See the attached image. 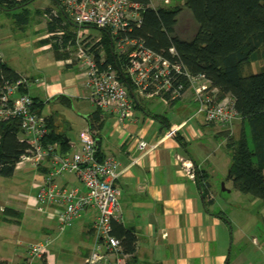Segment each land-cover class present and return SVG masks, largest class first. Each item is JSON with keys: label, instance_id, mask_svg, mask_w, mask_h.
<instances>
[{"label": "built area", "instance_id": "built-area-1", "mask_svg": "<svg viewBox=\"0 0 264 264\" xmlns=\"http://www.w3.org/2000/svg\"><path fill=\"white\" fill-rule=\"evenodd\" d=\"M54 1L68 18L66 20L77 26L73 38L59 49L66 53L72 49L76 51L75 61L85 78V99L103 114L114 113L120 120L129 121L134 113L133 92L147 97H163L173 102L180 99L187 89H191L198 103L197 113L204 116L208 123L230 128L239 119L232 97L228 95L219 99L216 89L211 87V82L204 74L193 75L181 64L146 47L144 41L124 35L142 22L144 4L141 0ZM148 1L149 6L156 8L168 6L173 0ZM90 27L108 30L117 55L127 54L129 64L126 75L133 90L119 79L111 64L105 66L106 52L99 43L100 38L93 35ZM58 34L62 35L63 31ZM54 35L51 32L45 37L52 42L49 46L56 43ZM170 52L176 53L174 48ZM66 64H73V61ZM181 75L187 86L180 79ZM30 82L23 77L6 86L0 96V121L17 117L21 122L23 140L30 146L16 168L30 165L38 169L48 162V171L36 186L38 211L46 212L49 207H54L58 218L57 229L63 232L87 209H96L97 217L92 223L95 241L84 264H127L130 254L123 251L121 240L112 233V221H122L121 190L115 182L126 169L120 168L119 161L113 156L99 155V132L90 125L80 131L79 146L72 152H61L58 143L44 144L43 138L50 133L47 118L34 109V100L29 94L17 93L21 85ZM184 125L175 124L164 135L173 137ZM156 146L157 143L139 142V148L144 152ZM178 160L187 177L197 181L198 167L182 156H178ZM136 162L137 159H134L131 163ZM64 175L74 176L81 186L62 185L59 178ZM51 244L50 236L30 243L24 264H49L47 255ZM0 264L5 263L0 260Z\"/></svg>", "mask_w": 264, "mask_h": 264}, {"label": "crops", "instance_id": "crops-1", "mask_svg": "<svg viewBox=\"0 0 264 264\" xmlns=\"http://www.w3.org/2000/svg\"><path fill=\"white\" fill-rule=\"evenodd\" d=\"M3 59L8 63L4 55ZM58 66L61 73L53 75L50 85H45L44 88L47 102H64L59 98L61 95L70 98L71 103L76 99L87 100L85 78L79 66L63 62ZM30 84L31 82L26 89ZM132 97L134 113L131 120L122 121L114 113L103 114L98 130L100 156H113L119 161L120 168L126 169L115 184L121 190V222L128 229H133L137 238L136 250L127 258V264H263L258 263L259 257L264 254V245L261 242H264V235H260V224L254 228L257 230L256 234H252L242 227V222H238L240 231L235 236L236 221L231 217L232 210L226 207L228 199L218 197L219 193L208 179L213 204L207 211L202 196V185L206 181L199 182L198 179L193 181L188 178L178 160V156L190 159L199 172L204 171V165L197 163L191 156V148L209 144L205 137L208 132L214 133V129H210L215 124L208 123L204 116L197 113L198 103L194 99L193 91L187 89L180 99L173 102H168L163 97H147L135 92ZM56 115L51 112L44 116L51 118L56 131L65 135L70 147L67 152H72L78 148L79 143L68 135V128L60 125V118ZM91 115L79 113L83 119L80 122V131L88 125ZM181 123L185 125L177 135H164L171 126ZM215 135L217 138L216 133ZM178 139L186 142V147H182ZM140 141L157 143V146L144 152L139 148ZM134 159L137 162L132 164ZM32 170L38 173L32 184L37 192L36 186L42 182L48 171V162ZM28 171L31 170H25ZM59 182L67 186H81L72 175H64L59 178ZM35 196L23 198L39 212ZM237 207L233 205L232 209ZM4 208L20 212L11 206ZM55 211L54 207H49L46 212L39 213L46 214L47 220L56 219V224H45L44 236L52 237L51 233L56 231L62 233L58 236L59 239L65 233L57 229L58 218ZM219 212L221 214H216ZM96 217L97 210L89 208L70 226L77 227L79 231V241L75 242L71 254L73 260L78 259L83 263L90 253L95 241L92 223ZM250 246L257 247L258 252H254ZM26 256L18 254L14 260L13 257L0 253V260L5 264H24ZM47 258L49 264H55L56 258L51 256L50 249Z\"/></svg>", "mask_w": 264, "mask_h": 264}, {"label": "trees", "instance_id": "trees-1", "mask_svg": "<svg viewBox=\"0 0 264 264\" xmlns=\"http://www.w3.org/2000/svg\"><path fill=\"white\" fill-rule=\"evenodd\" d=\"M33 1L0 0V9L12 15L19 28H24L29 23V5ZM141 1L144 4L142 22L124 35L144 41L146 47L181 64L182 68L193 75L204 74L211 82V87L216 89L219 99L228 95L232 97L239 120L247 129L242 131L239 139L230 137L226 143L225 148L231 157L227 178L232 180L234 189L264 202V65L256 72L244 74L247 65L257 60L260 54L264 56V0H173L168 6L156 8L149 6L148 0ZM55 4L57 8H45L49 14L47 33L56 34L53 51L57 59H61L63 54L56 47L64 48L76 33L77 26L66 20L68 18ZM184 8L191 12L197 23V31L191 39H184L177 32L179 16ZM15 9L21 10L13 12ZM61 31L63 34H58ZM42 42L52 43L47 38ZM113 42L110 32L104 30L99 43L106 47L105 66L111 64L119 79L133 90L126 75L128 56L124 53L117 55ZM171 48L175 49V54L170 52ZM23 77L4 61L1 54L0 96L7 85ZM180 79L185 82L182 75ZM185 84L187 86V82ZM26 88L27 85H21L17 93L29 94ZM59 98L67 105L71 103V99L64 95ZM32 99L34 109L41 114L44 102L36 97ZM102 118L103 113L97 109L88 118V125L99 130ZM47 121L50 133L43 138V143H58L61 152L69 151L65 135L56 131L51 118H47ZM178 141L182 147H186V142L181 139ZM29 148L23 140L20 120L17 117L1 120L0 176L12 177L21 157ZM98 152L100 155L99 147ZM198 174L199 182L206 181L202 185V196L205 208L209 211L213 204L207 181L209 177L205 171L200 170ZM3 212L16 216L19 214L7 208ZM222 217L227 220L226 216ZM262 227L264 229V218ZM260 230L264 235V230ZM112 233L121 240L125 253L135 252L137 238L133 229H128L121 221L113 220Z\"/></svg>", "mask_w": 264, "mask_h": 264}, {"label": "rangeland", "instance_id": "rangeland-1", "mask_svg": "<svg viewBox=\"0 0 264 264\" xmlns=\"http://www.w3.org/2000/svg\"><path fill=\"white\" fill-rule=\"evenodd\" d=\"M48 6L55 7V1L34 0L29 5L31 17L28 25L24 28H19L13 16L0 9V53L5 56L8 64L13 69L19 71L31 81L27 91L32 97L40 98L44 102L42 115H48L51 112L57 114L56 116L60 118V125L68 128V135L79 143L80 122L83 121L79 113L91 115L97 108L91 105L89 101L83 99H76L69 105L55 100L47 102L48 99L45 97L46 90L44 88L46 87L45 85H50L53 75L61 73V68L58 66L59 63L63 62L66 64L72 60V65L78 66L75 61L76 51L74 49L68 50L69 52L66 53L56 47V50L63 54L61 59H57L53 51L54 45H51V48V46L48 44L46 46L42 42L47 36L49 14L46 13L45 8ZM19 10L21 9H15L13 12H18ZM89 29L98 38H101V34L104 32V30L96 27H90ZM196 31L197 23L191 12L184 8L178 20V35L184 39H191ZM104 51L106 52V47H104ZM263 65L264 56L260 54L257 60L244 68V74L248 75L251 72H256ZM158 106L161 105L159 104ZM244 129H247V127L239 119H236L230 128L215 124L210 129L214 133L208 132L205 137L209 144L197 145L191 148V156L197 163L204 165V171L207 173L215 191L219 193L218 197H226L228 199L226 207L232 210L231 217L236 221L234 225L235 236L240 231L237 226L238 222H242V227L252 234H256L257 230L254 228L259 224V227L264 230L262 227L264 202L261 199L252 197L250 194L234 189L232 180L227 178L231 157L225 148L226 143L230 137L234 140L239 139ZM215 133L218 136L217 138ZM27 169L31 171L25 172ZM32 169L30 165H25L24 168L15 171L12 177L0 176V253L13 257L14 260H16L18 254L27 255V248L30 243L38 242L45 237L43 232L45 224H56V219L47 220L48 216L46 214L37 212L23 198L36 195V190L32 184L38 173ZM228 190L232 191L227 192ZM220 193L223 194L220 195ZM231 205L238 207L232 209ZM5 206L17 208L20 211L18 216L4 213ZM63 233H65L64 236L59 239L58 236L62 235V233L59 234L56 231L51 233V239L53 238V240L49 249L51 256L56 258L55 264H84V262L80 263L78 259L73 260L71 258L75 242L79 241L78 228L69 227ZM261 242L264 245V242ZM250 248L254 252H258L257 247L250 246ZM259 262L264 264V254L259 257Z\"/></svg>", "mask_w": 264, "mask_h": 264}]
</instances>
